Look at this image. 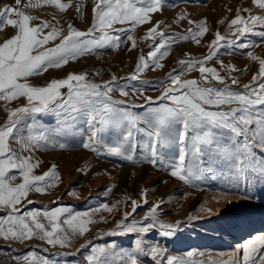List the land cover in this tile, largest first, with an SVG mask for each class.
<instances>
[{
    "label": "rangeland",
    "instance_id": "rangeland-1",
    "mask_svg": "<svg viewBox=\"0 0 264 264\" xmlns=\"http://www.w3.org/2000/svg\"><path fill=\"white\" fill-rule=\"evenodd\" d=\"M7 1L6 6H16L15 0ZM96 2L97 0H61V3L69 5L63 11L53 4L45 3V0H22L19 7L25 14L34 17L30 21L31 26L47 21L49 26L43 30L44 33L51 31L53 27L61 31L55 41H50L45 46L51 47L67 35L69 24L80 31L88 29L92 24V10ZM243 9H249L250 12L242 11ZM238 10H241L239 14L246 19L249 15H264V10L255 6L252 0H163L162 10L152 13L150 21L134 28L131 23H116L113 26L115 30H109L111 35L119 37V46L115 50L111 45L104 47L114 50L110 56L100 57L85 53L60 68H49L41 75L30 77L28 82L34 86H44L52 79L65 78L69 73H87L88 69H94L95 83L111 82L112 100L124 102L114 105L118 111L113 116V121L120 119V112H130L138 117L137 127L145 129V132L135 134L139 157L145 144L149 142L146 135L149 125L145 119L149 109L162 104L174 106L172 101L164 98L166 89L173 87L169 79L173 70L180 76L181 81L195 79L202 87H227L233 92H244V85L252 82L253 75L259 71V62L253 61L248 52L264 59V37L259 35L264 32V26L259 24L254 26L253 32L240 37L237 45L228 46L222 42L213 59L205 62V67L216 68L220 76L224 77L223 83L212 78L210 74H205L209 75L208 81L205 82L198 70L199 65L189 71L186 65L179 63L181 60L199 61L207 56L217 31L226 39H236L239 34L235 29L240 25L232 26L231 31L229 26ZM181 15L185 17L182 20L179 19ZM202 21L206 22L208 29L203 36L181 39L182 36L189 35V29L198 31ZM157 22V32H163L166 38L172 37L169 40L172 46L166 49L169 54L159 61L163 65L162 68L146 69L137 74V79H131L141 56L151 64L149 53L155 50L154 45H158L161 38L158 35L145 37ZM16 31L11 26H5L0 32V43L15 35ZM99 34L97 31L94 37ZM129 35L135 39V47H132V42L128 40ZM196 40H199V43ZM240 43L253 47L240 48ZM177 48L181 53H175ZM40 50L43 49L37 51ZM230 65H234L235 70L226 71V66ZM113 77H117V80L114 81ZM233 78L238 79V83L233 84ZM89 79L87 73V80ZM258 82H264V79ZM121 88L127 91V96L121 94ZM61 91L66 98L68 90L65 88ZM172 94L179 95L180 92ZM26 104L25 98L11 102L0 100V126L5 125L9 109ZM205 107L209 111H228L238 105L234 103L222 105L220 108ZM253 112L264 115V106H257ZM176 129L182 130V126L176 125ZM214 131L220 136L222 144L227 139L229 151L239 148L246 139L230 137V134L223 130ZM253 131L255 126L249 131V138L252 137ZM40 132L49 134L57 145L64 142L67 146L64 149L58 146L25 147L28 144L27 137ZM57 132L59 135H54ZM89 135L84 118H78L74 122L65 120L62 110L57 108L54 111L25 114L14 136L10 138L9 145L17 157H31V163L36 165L33 169L34 175L49 172L55 165L56 175L59 177L54 181L49 178V182L55 186L47 187L44 194L30 191L16 206L19 212L13 214L22 215L38 211L41 213L38 216L39 222L44 224L47 230H51V224L42 213L59 207H67L70 210L69 213L63 214L59 221L70 239V243L65 246L50 245L38 236L20 241L0 237V246L13 245L18 250V258L21 261L19 264H41L43 259L49 260L51 264H90L87 259L90 255L97 256V264H126V257L122 259L123 254L135 250L137 239L142 240L144 249L137 254L138 264H169V258H172V264H244L245 242L257 235H264V187L255 185L251 198H246L244 183H237L233 161L224 155H213L211 164L206 165L212 170L202 171L199 173V180L185 183L172 177L170 168L163 165L153 166L146 161L132 163L104 154L103 149L100 153L85 149L82 145ZM247 142L253 144V152L259 161L264 156L260 144L253 139H248ZM178 147L179 145L176 146L177 153ZM204 159L207 160L208 157ZM131 165L130 173L123 176V168ZM9 175L15 177L10 179L11 184L22 182L18 170H12ZM131 201H136L139 205L134 212ZM104 204L115 207L109 212L102 209ZM157 204L160 205L156 212L157 226L147 234L126 233L123 227H117L121 222L128 224L133 220L152 222L151 217L147 220L145 217H148ZM77 213H88V217L83 218L95 221L87 225L89 230L83 234L73 233L63 223L70 215ZM125 213L130 214L127 219ZM8 214L9 209L0 207V217H6ZM28 222L32 226L31 221ZM160 223L171 225L173 235L165 236L163 232L166 229L160 228ZM8 226L5 224V228ZM112 232L116 234H110ZM100 247L105 251L94 254L93 249ZM152 247L161 249V253L153 257L150 254ZM249 247L251 248V245ZM257 248L252 257L253 264H264L261 259L264 257V248L258 245ZM32 253L35 258L30 255Z\"/></svg>",
    "mask_w": 264,
    "mask_h": 264
},
{
    "label": "snow or ice",
    "instance_id": "snow-or-ice-1",
    "mask_svg": "<svg viewBox=\"0 0 264 264\" xmlns=\"http://www.w3.org/2000/svg\"><path fill=\"white\" fill-rule=\"evenodd\" d=\"M21 2L22 0H15V7L4 6L0 9V30L5 26H11L17 30L15 35L0 43V100L6 102L19 98L27 100L26 105L9 109L5 125L0 126V207L9 209L6 217H0V237L20 241L38 236L50 245L65 246L70 243L69 236L64 233L59 223L61 216L69 213V208L59 207L42 213L51 224V230H47L45 225L39 222L38 216L41 213L38 211L26 212L22 215L13 214L19 212L16 206L27 197L30 191L34 190L44 194L47 187L55 186L54 183L49 182V178L53 181L59 179L55 165L49 172L34 175L33 169L36 165L31 163V157H17L9 145V140L14 136L23 116L29 113H43L59 108L65 120L74 122L82 117L90 132L82 145L85 149H90L94 153H100L103 149L104 154L120 157L132 163L146 161L153 166L163 165L170 168L172 177L185 183L199 180V173L202 171L210 172L211 167L206 165L211 164L213 155H224L233 161L237 183H244L246 198H251L252 188L255 185L264 187V156L257 161L253 152V144L247 142L248 139L258 141L264 151V115L253 112L257 106H264V82H258L264 79V59L248 52V56L253 61L259 62V71L253 75L250 84L244 85V92H233L227 87L223 89L202 87L195 79L181 81L180 76L176 75L173 70V73L169 74L173 87L166 89L164 98L172 101L174 106L162 104L157 108L149 109V114L145 118L149 125V130L146 131L149 142L145 144L142 154L138 157L135 134L145 132V129L137 127L138 117L130 112H120V119L113 121V116L118 111L114 105L124 102L112 100L111 82H90L87 80V73H69L65 78L52 79L44 86H34L28 81L32 76L41 75L49 68H60L82 54L92 53L96 49H103L109 45L118 47L119 37L111 35L109 30H115L113 26L116 23H131L134 28L136 25L150 21L152 13L162 10L163 0H97L92 10L91 26L86 31H80L69 24L67 35L51 47L45 46L50 41H55L61 35V31L53 27L51 31L44 33L43 30L49 26L47 21L31 26L30 21L34 17L20 10ZM45 3L53 4L62 11L69 6L61 3V0H45ZM252 3L264 10V0H252ZM80 7L82 8V5ZM240 11L238 10V14L229 26L231 31L232 26L240 25L235 29L239 34L236 39H226L217 31L215 39L211 41L210 52L207 56L199 61L181 60L179 63L186 65L189 71L199 65L198 70L205 82L209 79V75L205 74H210L212 78L223 83L224 77L220 76L216 68L205 67V62L213 59L222 42L228 46L237 45L240 37L253 32L255 25L264 26V15H249L246 19L239 14ZM242 11L250 12L249 9ZM13 16L17 18L14 19ZM184 18L183 15L179 17L180 20ZM190 23L194 22L190 21ZM158 25L159 22L149 29L145 37L158 35L161 38V42L154 45L155 50L149 53L151 64L141 56L131 79H137V74L146 69L154 70L163 67L159 61L169 54L166 49L171 48L172 44L169 40L172 37L166 38L163 32H157ZM198 27L199 30L196 32L189 29V35L182 36L181 39H196L208 31L205 21L200 22ZM97 31L100 34L94 37ZM259 35L264 37V32ZM128 40L132 42V47L136 46L133 36L129 35ZM196 42L199 43V40ZM238 47L250 48L253 45L240 43ZM38 49L43 50L37 51ZM221 64L223 66L222 62ZM225 70L231 72L235 70V66H226ZM232 83H238V79L233 78ZM65 88L68 90L66 98L61 91ZM120 91L122 95H128L123 88ZM177 91L180 92L179 95L172 94ZM234 103L238 107L230 108L228 111H209L205 107L220 108L222 105ZM176 125H181L182 130H177ZM252 126H255V131L249 138L248 133ZM153 128L154 131L151 130ZM214 130H223L228 132L230 137H245L246 139L239 148L229 151L227 139L222 144L220 136ZM190 133L192 134L189 135ZM222 134L221 132L220 135ZM54 135H59V132ZM27 142L25 147L29 145L34 147L58 146L64 149L67 146L64 142H59L57 145V142L52 140L46 132L29 135ZM177 145H179L178 153L176 152ZM204 157L208 159L205 160ZM12 170L19 171L22 177L21 183L16 185L10 183V179L15 178L9 175ZM131 203L134 212L139 205L136 201H131ZM114 207L115 205L112 207L107 204L102 205V209L109 212ZM159 208L160 205L157 204L148 217H145L146 220L149 217L152 218L150 223L133 220L128 224L121 222L117 227H123L126 233L147 234L157 226L156 212ZM88 215V213L70 215L63 223L73 233L83 234L89 230L87 225L95 222L90 218H83ZM129 215L125 213V219ZM5 224L9 226L5 228ZM159 227L166 229L163 232L165 236L173 235L171 225L160 223ZM257 245L264 248V235H257L245 242L243 245L244 264H253L252 257L258 250ZM104 251L103 247L93 249L94 254ZM142 251H144L142 240L137 239L135 250L124 253L122 259L126 257V264H138L137 254ZM161 251L157 247H152L150 254L155 257ZM30 255L35 258L34 253ZM25 259L27 260L28 257ZM87 259L90 264H97L96 255H90ZM261 259L264 260V257ZM41 264H51V262L43 259ZM169 264H172V258H169Z\"/></svg>",
    "mask_w": 264,
    "mask_h": 264
},
{
    "label": "bare ground",
    "instance_id": "bare-ground-1",
    "mask_svg": "<svg viewBox=\"0 0 264 264\" xmlns=\"http://www.w3.org/2000/svg\"><path fill=\"white\" fill-rule=\"evenodd\" d=\"M0 4H2V8H4V6L8 5V1L7 0H0ZM2 8H0V9H2ZM112 51H114V50H112V48L111 49H109V48L96 49L94 52H98V53H92V54H94L96 56H100V57L105 56V55L110 56V54H111ZM179 52H180V49L177 48L176 51H175V53H178L179 54ZM131 168H132V165L131 166H125L123 168V174L122 175L124 176L127 173L129 174L130 171H131ZM140 173L141 172L139 170V173L138 174H140ZM10 252H12V246H9V245L8 246H6V245H1L0 246V255L1 254H7V253H10Z\"/></svg>",
    "mask_w": 264,
    "mask_h": 264
},
{
    "label": "built area",
    "instance_id": "built-area-1",
    "mask_svg": "<svg viewBox=\"0 0 264 264\" xmlns=\"http://www.w3.org/2000/svg\"><path fill=\"white\" fill-rule=\"evenodd\" d=\"M0 8H2V4H0ZM115 48L116 47H114V50ZM92 53H98V52H92ZM87 73H88V77L90 78L88 81L96 82V80H94L93 77V74L96 73L94 69H88ZM115 80H117V77H115ZM19 263H21V261L18 258V250L13 245H12V252L0 255V264H19Z\"/></svg>",
    "mask_w": 264,
    "mask_h": 264
}]
</instances>
